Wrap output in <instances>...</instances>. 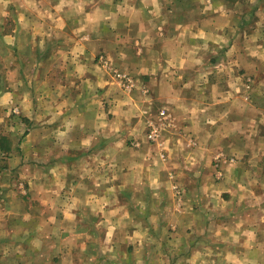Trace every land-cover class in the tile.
I'll return each instance as SVG.
<instances>
[{
  "label": "crops",
  "instance_id": "1",
  "mask_svg": "<svg viewBox=\"0 0 264 264\" xmlns=\"http://www.w3.org/2000/svg\"><path fill=\"white\" fill-rule=\"evenodd\" d=\"M1 145L0 264H264V0H0Z\"/></svg>",
  "mask_w": 264,
  "mask_h": 264
},
{
  "label": "built area",
  "instance_id": "2",
  "mask_svg": "<svg viewBox=\"0 0 264 264\" xmlns=\"http://www.w3.org/2000/svg\"><path fill=\"white\" fill-rule=\"evenodd\" d=\"M102 60H103V58H102ZM115 75L120 79H124L123 77L125 76L118 71L115 72ZM159 114H160V116L156 122H150L149 123L148 130L146 133V137L149 141H154L157 138V136L159 135L160 129L162 127V124L167 119L164 110H160Z\"/></svg>",
  "mask_w": 264,
  "mask_h": 264
},
{
  "label": "rangeland",
  "instance_id": "3",
  "mask_svg": "<svg viewBox=\"0 0 264 264\" xmlns=\"http://www.w3.org/2000/svg\"><path fill=\"white\" fill-rule=\"evenodd\" d=\"M103 58V60H105V57H104V54H99V55H97V59H98V61H101L102 62V58ZM106 61H103L102 63H105ZM5 118V120H8V119H11V120H13V124L15 125L16 123H18L19 122V120L21 119V118H23L22 116H20V115H17V112L16 113H12V112H10L7 116H4ZM1 127H3V126H1ZM2 130H4V127L2 128Z\"/></svg>",
  "mask_w": 264,
  "mask_h": 264
},
{
  "label": "trees",
  "instance_id": "4",
  "mask_svg": "<svg viewBox=\"0 0 264 264\" xmlns=\"http://www.w3.org/2000/svg\"><path fill=\"white\" fill-rule=\"evenodd\" d=\"M0 147H1V149H3L2 145Z\"/></svg>",
  "mask_w": 264,
  "mask_h": 264
}]
</instances>
